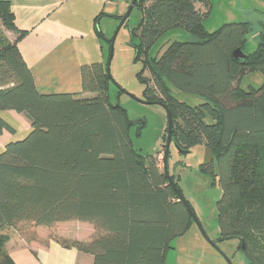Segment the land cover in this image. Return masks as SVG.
<instances>
[{
	"label": "trees",
	"instance_id": "trees-1",
	"mask_svg": "<svg viewBox=\"0 0 264 264\" xmlns=\"http://www.w3.org/2000/svg\"><path fill=\"white\" fill-rule=\"evenodd\" d=\"M197 4L208 8V0L136 1L142 20L131 33L149 73L138 79L146 87L145 102L161 103L171 115L172 143L184 151L202 146L213 155L200 172L216 177L222 191L218 242L237 240L246 260L259 264L249 236L264 234V31L246 54L248 23L208 33L207 12ZM0 28L17 35L10 42L0 31V112L14 111L30 122L28 135L0 152V264H15L5 231L71 221L92 225L94 234L88 241L49 239L91 256L92 264H166L193 214L174 177L170 184L159 168L158 156L143 158L133 149L127 113L108 101L106 64L81 66V95L40 94L17 47L25 32L15 27L5 1ZM177 28L195 41L174 42L159 58H148L153 45ZM237 49L244 61L233 57ZM255 73L263 77L261 85L241 90V79ZM169 86L206 102L189 106ZM5 131L14 132L0 117V136Z\"/></svg>",
	"mask_w": 264,
	"mask_h": 264
},
{
	"label": "rangeland",
	"instance_id": "rangeland-1",
	"mask_svg": "<svg viewBox=\"0 0 264 264\" xmlns=\"http://www.w3.org/2000/svg\"><path fill=\"white\" fill-rule=\"evenodd\" d=\"M131 1H120L119 4L115 1L114 6L118 7V14L121 16L105 19L101 25H98V37L93 43V46L96 45L92 47V50L98 52V63L103 65L107 63L109 42L119 25L118 19L126 14ZM196 7L199 11L207 12L203 26L208 33L218 30L225 24L248 23L250 29L243 51L246 54L255 51L259 35L264 31V0H208L207 9L200 4ZM141 20L140 9L133 7L127 21L116 33L112 43L113 52L109 66L110 81L107 86V97L110 105H119L127 112L130 121H140L138 124L131 125L129 129L133 149L143 158L158 156V165L162 170L167 115L163 105L143 103L146 101V87L139 81L138 75L149 78V73L144 69V55L139 53V40L131 33L141 23ZM0 31L4 35L9 33L3 28H0ZM194 39L182 29L171 30L153 45L148 52V58H159L163 51L174 42H194ZM262 80L263 77L259 73L248 74L241 79L238 86L243 91L256 90ZM169 88L170 93L178 101L189 106L193 107L206 102V99L202 97L185 95L171 86ZM158 98L160 99L159 96ZM0 115L11 121L16 131V133L8 132L13 142L22 140L28 135L26 125L21 121L24 115L14 111H2ZM3 143L4 139L1 138L0 146ZM212 158V153L202 146L194 147L186 154L179 152L173 143L169 147L167 172L169 176L174 177L183 199L191 209L193 219L188 231L172 242L173 249L168 251L166 264H251L240 250L237 240L229 239L218 242L220 235L217 224V203L222 191L216 177L200 172V166ZM53 227L55 225L44 231L47 232V236L55 235L56 232L52 231ZM72 227L69 229L70 232L79 230ZM17 231L18 234L27 238L39 236L38 229L31 224H21ZM249 238L257 261L259 264H264V234L254 233ZM39 240L44 243V238ZM213 243L215 246H212Z\"/></svg>",
	"mask_w": 264,
	"mask_h": 264
},
{
	"label": "crops",
	"instance_id": "crops-1",
	"mask_svg": "<svg viewBox=\"0 0 264 264\" xmlns=\"http://www.w3.org/2000/svg\"><path fill=\"white\" fill-rule=\"evenodd\" d=\"M0 1L10 4L15 27L25 32L17 47L30 70L37 92L43 95H81V66L98 63V52L92 50L98 37V25L105 19L118 16V7L114 6V2L119 4L126 0ZM6 37L13 42L17 35L9 32ZM0 117L14 130L11 121ZM21 121L30 132L28 119L24 117ZM6 133L0 136L4 139L1 151L6 144L13 142ZM71 226L79 230L70 232ZM37 229L38 240L32 242L25 241L15 230L5 231L8 236L5 247L15 264L93 263L91 256L73 248L65 249L49 239L44 232L48 228ZM52 231L56 232L55 237L71 241H88L94 234L92 225L76 221L55 224ZM41 238H44V243L39 240Z\"/></svg>",
	"mask_w": 264,
	"mask_h": 264
},
{
	"label": "water",
	"instance_id": "water-1",
	"mask_svg": "<svg viewBox=\"0 0 264 264\" xmlns=\"http://www.w3.org/2000/svg\"><path fill=\"white\" fill-rule=\"evenodd\" d=\"M136 1L137 0H132L131 1V3H130V5H129V7H128V10H127V12H126V14L123 16V17H121L120 19H119V25H118V27H117V29H116V31H115V34H114V36H113V38H112V40H111V45H110V49H109V55H108V60H107V63H106V74H107V76L109 77V66H110V62H111V58H112V52H113V49H112V43H113V41H114V38H115V36H116V33H117V31L120 29V27L127 21V19H128V17H129V14H130V12H131V10H132V8L134 7V5H135V3H136ZM233 57L235 58V59H240V60H245L247 57H246V55H244L242 52H241V50L240 49H237V50H235L234 52H233ZM143 103H147V102H143ZM147 104H150V103H147ZM157 104H161V103H157ZM119 105H116L115 107H118ZM124 110V109H123ZM166 110V109H165ZM125 111V110H124ZM126 112V111H125ZM127 113V112H126ZM166 115H167V126H166V142H165V156H164V161H163V172H164V174H165V176H166V178H167V180H168V182L170 183V184H173L172 183V181H171V178H170V176L168 175V173H167V165H166V162H167V154H168V150H169V147H170V145H171V143H172V138H171V136H172V128H173V122H172V118H171V115L169 114V112L166 110ZM128 120H129V118H128ZM138 122H140V121H130L129 120V123L130 124H132V125H134V124H136V123H138ZM174 144V143H173ZM174 146H175V148L179 151V152H181V153H188L189 151H184V150H181L177 145H175L174 144ZM181 201L184 203V205L187 207V204L185 203V201L181 198ZM187 210L191 213V211H190V209L187 207ZM202 232V231H201ZM202 234H203V232H202ZM212 246H215V244L213 243L212 244ZM242 249H243V246L241 247Z\"/></svg>",
	"mask_w": 264,
	"mask_h": 264
},
{
	"label": "built area",
	"instance_id": "built-area-1",
	"mask_svg": "<svg viewBox=\"0 0 264 264\" xmlns=\"http://www.w3.org/2000/svg\"><path fill=\"white\" fill-rule=\"evenodd\" d=\"M108 1H114V0H108Z\"/></svg>",
	"mask_w": 264,
	"mask_h": 264
}]
</instances>
